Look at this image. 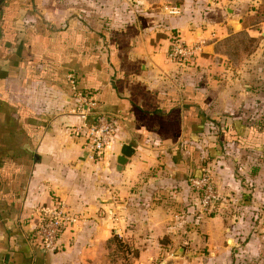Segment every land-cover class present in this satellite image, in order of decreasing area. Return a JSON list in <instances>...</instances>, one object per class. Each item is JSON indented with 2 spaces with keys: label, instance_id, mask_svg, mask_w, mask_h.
Instances as JSON below:
<instances>
[{
  "label": "crops",
  "instance_id": "crops-1",
  "mask_svg": "<svg viewBox=\"0 0 264 264\" xmlns=\"http://www.w3.org/2000/svg\"><path fill=\"white\" fill-rule=\"evenodd\" d=\"M238 36L240 60L221 50ZM174 40L201 51L172 60ZM71 81L116 125L101 162L73 136ZM54 196L79 224L47 252L36 213ZM111 240L132 264H264V0L0 5V264H110Z\"/></svg>",
  "mask_w": 264,
  "mask_h": 264
},
{
  "label": "built area",
  "instance_id": "built-area-1",
  "mask_svg": "<svg viewBox=\"0 0 264 264\" xmlns=\"http://www.w3.org/2000/svg\"><path fill=\"white\" fill-rule=\"evenodd\" d=\"M170 14H178L177 8H167ZM201 49L174 40L169 49V58L179 62H192ZM72 88L75 89L73 81ZM76 95L77 116L82 120V126L73 129V136L81 141L87 158L101 162L110 154L111 144L116 134V125L107 115L95 113V102L87 95L74 92ZM192 188L199 194L198 209L200 213H209L218 196L208 172L203 171L199 178L190 180ZM38 222L35 227V237L43 251L55 252L58 241L65 231H74L79 224V217L54 196L48 205L37 209Z\"/></svg>",
  "mask_w": 264,
  "mask_h": 264
},
{
  "label": "rangeland",
  "instance_id": "rangeland-1",
  "mask_svg": "<svg viewBox=\"0 0 264 264\" xmlns=\"http://www.w3.org/2000/svg\"><path fill=\"white\" fill-rule=\"evenodd\" d=\"M182 0H166V5H176L180 3ZM253 44L250 42L248 43L246 38L243 36L234 37L228 44H224L221 47V50L223 52L229 53L231 57L238 58L239 60L241 57L245 58L247 54L246 52L241 53L240 51L247 47H252ZM250 49V48H249ZM236 59V60H238ZM234 60V61H236ZM209 122H215L216 119H205ZM109 250V261L110 264H132L131 259L132 255L130 254L134 253L133 251H129V248L126 245L120 244L116 242L115 240H111L110 243H108Z\"/></svg>",
  "mask_w": 264,
  "mask_h": 264
},
{
  "label": "water",
  "instance_id": "water-1",
  "mask_svg": "<svg viewBox=\"0 0 264 264\" xmlns=\"http://www.w3.org/2000/svg\"><path fill=\"white\" fill-rule=\"evenodd\" d=\"M4 2V0H0V5ZM191 139L196 140V136L195 135H191ZM134 154V150L131 149L129 146L124 145L120 151L119 156L116 159V163L118 166H123L126 161L128 159H130L132 157V155ZM8 257H5V261Z\"/></svg>",
  "mask_w": 264,
  "mask_h": 264
},
{
  "label": "trees",
  "instance_id": "trees-1",
  "mask_svg": "<svg viewBox=\"0 0 264 264\" xmlns=\"http://www.w3.org/2000/svg\"><path fill=\"white\" fill-rule=\"evenodd\" d=\"M75 89L73 90V94H74V92H80L81 94H84V95H87V94H89V91H87V90H81V89H78L77 88V85H76V82H75V87H74Z\"/></svg>",
  "mask_w": 264,
  "mask_h": 264
}]
</instances>
